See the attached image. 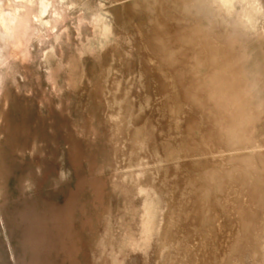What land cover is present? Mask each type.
<instances>
[{"label": "rangeland", "instance_id": "1", "mask_svg": "<svg viewBox=\"0 0 264 264\" xmlns=\"http://www.w3.org/2000/svg\"><path fill=\"white\" fill-rule=\"evenodd\" d=\"M0 264H264V0H0Z\"/></svg>", "mask_w": 264, "mask_h": 264}, {"label": "bare ground", "instance_id": "2", "mask_svg": "<svg viewBox=\"0 0 264 264\" xmlns=\"http://www.w3.org/2000/svg\"><path fill=\"white\" fill-rule=\"evenodd\" d=\"M3 20H5L4 18H3ZM9 22V21H8ZM5 25V24H4Z\"/></svg>", "mask_w": 264, "mask_h": 264}]
</instances>
